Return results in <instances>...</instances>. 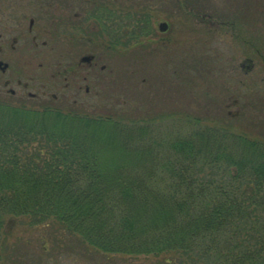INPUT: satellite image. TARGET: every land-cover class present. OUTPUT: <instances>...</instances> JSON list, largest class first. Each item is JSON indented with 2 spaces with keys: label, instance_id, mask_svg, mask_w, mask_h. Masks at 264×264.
Masks as SVG:
<instances>
[{
  "label": "trees",
  "instance_id": "obj_1",
  "mask_svg": "<svg viewBox=\"0 0 264 264\" xmlns=\"http://www.w3.org/2000/svg\"><path fill=\"white\" fill-rule=\"evenodd\" d=\"M9 111L20 121L0 122V248L26 216L97 251L163 254L158 264H264V138ZM46 113L53 122H33Z\"/></svg>",
  "mask_w": 264,
  "mask_h": 264
},
{
  "label": "rangeland",
  "instance_id": "obj_2",
  "mask_svg": "<svg viewBox=\"0 0 264 264\" xmlns=\"http://www.w3.org/2000/svg\"><path fill=\"white\" fill-rule=\"evenodd\" d=\"M97 1L106 8L101 11L105 21L92 17V26L104 29L99 38L105 43L114 42L109 50L96 49L107 68L99 69L95 84L88 81L96 91L92 98L79 96L76 105L69 98L53 104L52 110L101 117L103 122H151L159 130L155 134L163 137L210 126L264 138V0ZM75 48L51 43L35 61L32 50L30 67L43 61L39 73L46 80L59 68V60L74 56ZM69 64L66 60L62 66ZM44 104L0 94V122L20 121L11 118V106L42 110ZM37 119L54 118L46 113L33 122ZM96 128L91 124L92 131ZM13 221L7 245L0 248L4 264H158L163 257L97 251L56 222L32 225L26 216Z\"/></svg>",
  "mask_w": 264,
  "mask_h": 264
},
{
  "label": "flooded vegetation",
  "instance_id": "obj_3",
  "mask_svg": "<svg viewBox=\"0 0 264 264\" xmlns=\"http://www.w3.org/2000/svg\"><path fill=\"white\" fill-rule=\"evenodd\" d=\"M102 5L97 0H0V94L24 103L45 101L46 107L65 104L69 98L76 105L79 96L92 98L99 69L107 68L96 49L114 46L113 40L100 39L104 29L99 32L97 23H91L92 17L105 21ZM55 42L74 46L76 51L68 59L63 56L59 68L44 80L39 73L44 62L31 68L28 54L35 50L33 60H41L43 49ZM66 60L71 64L62 66ZM67 79L85 84L74 86Z\"/></svg>",
  "mask_w": 264,
  "mask_h": 264
}]
</instances>
